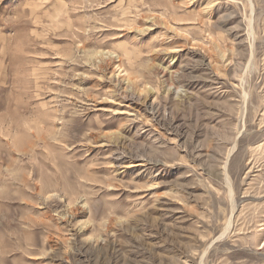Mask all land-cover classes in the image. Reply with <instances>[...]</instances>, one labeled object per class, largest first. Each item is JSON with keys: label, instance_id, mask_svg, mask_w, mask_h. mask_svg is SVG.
Wrapping results in <instances>:
<instances>
[{"label": "rangeland", "instance_id": "rangeland-1", "mask_svg": "<svg viewBox=\"0 0 264 264\" xmlns=\"http://www.w3.org/2000/svg\"><path fill=\"white\" fill-rule=\"evenodd\" d=\"M0 264H264V0H0Z\"/></svg>", "mask_w": 264, "mask_h": 264}]
</instances>
